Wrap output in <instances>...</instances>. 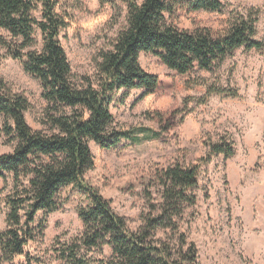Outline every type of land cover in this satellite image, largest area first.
<instances>
[{
	"label": "rangeland",
	"instance_id": "374dc122",
	"mask_svg": "<svg viewBox=\"0 0 264 264\" xmlns=\"http://www.w3.org/2000/svg\"><path fill=\"white\" fill-rule=\"evenodd\" d=\"M218 1L223 5L219 12L178 9L167 22L183 31L207 29L221 34L253 11L255 39L264 44V0ZM56 11L65 22L58 41L73 83L95 82L99 53L110 50L126 28V7L118 1L113 7L101 6L99 0H60ZM0 37L9 39L2 29ZM139 65L158 77V89L151 94L119 91L110 113L116 129L146 128L159 138L122 142L113 150L89 142L93 168L84 176L85 182L109 201L129 231L136 232L161 204V172L175 165L197 167L196 204L175 220L176 231H161L157 238L169 245L173 258L194 245L196 264H264V48L237 50L210 72L195 68L188 75L169 70L152 54H140ZM0 81L27 99V124L34 131L45 130L40 121L46 103L39 82L24 73L20 62L9 58L2 47ZM208 88L235 91L237 97L207 95ZM219 142L232 144L231 158L209 156L208 144ZM14 147L0 135V155L11 154ZM11 190V178L0 179V197ZM56 201L54 213L40 212L35 217V238L23 254L1 264H62L58 251L82 233L76 211L87 207L88 201L71 186L61 189ZM6 213L1 202L0 231L6 228ZM83 254L93 261H106L111 249Z\"/></svg>",
	"mask_w": 264,
	"mask_h": 264
},
{
	"label": "trees",
	"instance_id": "16d2710c",
	"mask_svg": "<svg viewBox=\"0 0 264 264\" xmlns=\"http://www.w3.org/2000/svg\"><path fill=\"white\" fill-rule=\"evenodd\" d=\"M59 1L0 0V29L9 35V39L0 37V47L39 82L46 103L40 121L45 130L34 131L25 118L27 99L0 81V135L15 144L11 154L0 155V179L10 177L12 181L11 192L0 197L7 209L6 228L0 231V264L23 254L35 238L37 214L54 213L59 191L69 186L86 197L88 206L76 211L82 233L58 251L62 264H196L194 245L174 259L169 245L157 236L168 229L176 231L175 220L196 204L197 167L164 169L158 178L161 204L156 214H149L143 226L131 232L109 201L84 180L93 168L88 144L113 150L122 142L138 144L159 138L146 128L116 129L110 113L119 91L151 94L158 89V77L141 69L140 54L156 56L178 75H188L195 68L210 72L237 50L264 48L255 39V12L240 16L224 33L215 34L207 29L179 30L167 17L178 9L219 12L223 5L218 0H99L101 6L115 7L118 1L126 7V28L110 50L99 53L96 81L76 85L58 41L65 28L56 11ZM206 93L237 97L235 91L220 88H208ZM208 147L209 156L234 155L231 143H210ZM103 247L111 249L106 261H93L83 254Z\"/></svg>",
	"mask_w": 264,
	"mask_h": 264
}]
</instances>
